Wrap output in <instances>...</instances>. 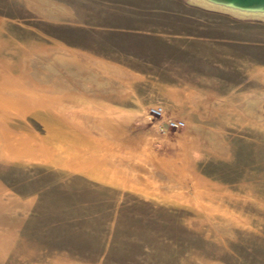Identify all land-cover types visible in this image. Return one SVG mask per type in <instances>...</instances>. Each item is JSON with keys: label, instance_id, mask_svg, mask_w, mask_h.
I'll use <instances>...</instances> for the list:
<instances>
[{"label": "rangeland", "instance_id": "rangeland-1", "mask_svg": "<svg viewBox=\"0 0 264 264\" xmlns=\"http://www.w3.org/2000/svg\"><path fill=\"white\" fill-rule=\"evenodd\" d=\"M38 3L0 0V193L29 208L6 264H264V51L218 56L180 7L229 14L192 0Z\"/></svg>", "mask_w": 264, "mask_h": 264}, {"label": "crops", "instance_id": "crops-1", "mask_svg": "<svg viewBox=\"0 0 264 264\" xmlns=\"http://www.w3.org/2000/svg\"><path fill=\"white\" fill-rule=\"evenodd\" d=\"M39 9L51 14L54 7L50 3L60 5L65 0H38ZM64 4V3H63ZM163 3L161 5H165ZM62 5V4H61ZM51 7V8H50ZM64 9V6H61ZM185 10L186 14L191 17H199V15L207 16L204 19L207 26L218 27L215 37H221L219 43L222 48H230L235 51L234 54H219L222 57H251L261 61L264 51V20L248 21L244 18H236L225 15L224 13H211L199 11L192 7H180ZM175 41L184 39H194V37H172ZM202 39V38H196ZM204 40H211L210 36L203 37ZM228 44V45H227ZM220 48V47H218ZM223 48V49H224ZM196 57L198 58V53ZM194 55H191L193 57ZM178 75V74H177ZM175 75V79H177ZM170 89V87H166ZM193 88V87H191ZM175 89V88H174ZM29 217V208L24 198L15 192L0 193V264H6L12 251L17 244L20 235L24 231L25 225Z\"/></svg>", "mask_w": 264, "mask_h": 264}, {"label": "water", "instance_id": "water-1", "mask_svg": "<svg viewBox=\"0 0 264 264\" xmlns=\"http://www.w3.org/2000/svg\"><path fill=\"white\" fill-rule=\"evenodd\" d=\"M244 19H264V0H196Z\"/></svg>", "mask_w": 264, "mask_h": 264}, {"label": "built area", "instance_id": "built-area-1", "mask_svg": "<svg viewBox=\"0 0 264 264\" xmlns=\"http://www.w3.org/2000/svg\"><path fill=\"white\" fill-rule=\"evenodd\" d=\"M145 117L151 122V126L154 127V130L160 134L167 131L178 130L183 127L182 121L165 118L160 106H152L146 109Z\"/></svg>", "mask_w": 264, "mask_h": 264}, {"label": "bare ground", "instance_id": "bare-ground-1", "mask_svg": "<svg viewBox=\"0 0 264 264\" xmlns=\"http://www.w3.org/2000/svg\"><path fill=\"white\" fill-rule=\"evenodd\" d=\"M192 1H194V2H195L196 4H198V5L203 6L204 8H207V9H210V10H212V9H215V10H216V8H212V7L207 6V5H205V4L199 3V2L196 1V0H192ZM221 11H222V10H221ZM222 12H225V11H222ZM225 13H227V12H225ZM227 14H229V15H231V16H233V17H236V18H243V17H240L239 15H236V14H230V13H227Z\"/></svg>", "mask_w": 264, "mask_h": 264}]
</instances>
